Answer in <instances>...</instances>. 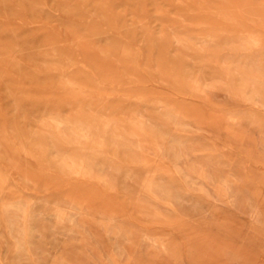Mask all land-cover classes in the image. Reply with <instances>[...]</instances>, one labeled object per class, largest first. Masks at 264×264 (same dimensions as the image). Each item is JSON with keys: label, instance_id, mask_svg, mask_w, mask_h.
Segmentation results:
<instances>
[{"label": "rangeland", "instance_id": "1", "mask_svg": "<svg viewBox=\"0 0 264 264\" xmlns=\"http://www.w3.org/2000/svg\"><path fill=\"white\" fill-rule=\"evenodd\" d=\"M0 264H264V0H0Z\"/></svg>", "mask_w": 264, "mask_h": 264}, {"label": "bare ground", "instance_id": "2", "mask_svg": "<svg viewBox=\"0 0 264 264\" xmlns=\"http://www.w3.org/2000/svg\"><path fill=\"white\" fill-rule=\"evenodd\" d=\"M249 86H250V85L243 84V87H245V88H246V87L249 88ZM248 90H249V89H248ZM70 167H71V166H70ZM16 239H17V238H16Z\"/></svg>", "mask_w": 264, "mask_h": 264}]
</instances>
